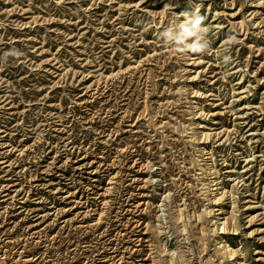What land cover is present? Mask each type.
Here are the masks:
<instances>
[{"label":"rangeland","instance_id":"374dc122","mask_svg":"<svg viewBox=\"0 0 264 264\" xmlns=\"http://www.w3.org/2000/svg\"><path fill=\"white\" fill-rule=\"evenodd\" d=\"M0 264H264V0H0Z\"/></svg>","mask_w":264,"mask_h":264},{"label":"clouds","instance_id":"9594fccd","mask_svg":"<svg viewBox=\"0 0 264 264\" xmlns=\"http://www.w3.org/2000/svg\"><path fill=\"white\" fill-rule=\"evenodd\" d=\"M182 24L165 28L161 34L164 41L173 43L180 51L204 52L209 46L206 31L202 27L205 17L198 13H184Z\"/></svg>","mask_w":264,"mask_h":264},{"label":"bare ground","instance_id":"6f19581e","mask_svg":"<svg viewBox=\"0 0 264 264\" xmlns=\"http://www.w3.org/2000/svg\"><path fill=\"white\" fill-rule=\"evenodd\" d=\"M223 248L226 249V245H224Z\"/></svg>","mask_w":264,"mask_h":264}]
</instances>
